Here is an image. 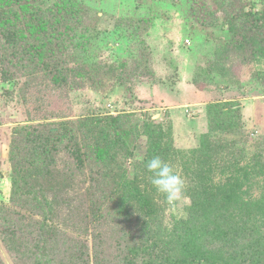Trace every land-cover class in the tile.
<instances>
[{
  "label": "rangeland",
  "instance_id": "374dc122",
  "mask_svg": "<svg viewBox=\"0 0 264 264\" xmlns=\"http://www.w3.org/2000/svg\"><path fill=\"white\" fill-rule=\"evenodd\" d=\"M74 2L67 6L65 4L64 8L60 0L36 1V5L42 7L56 3L57 14H65V9L75 13H72L73 18L66 16V20L56 27L52 26L53 20L47 22V35L53 40L55 34L59 35L66 47L63 49V59L60 54H54L57 61L69 60L67 66L59 63L61 66L58 68L62 70L60 76L54 72L45 73L41 67L37 68L30 62L27 68L20 65L11 68V72H18L16 83L2 81L3 73L0 72V264H34L37 257L29 260L27 256L20 257L17 253L18 243L23 239L24 244L35 242L40 245L38 238L47 239L50 234L49 224L43 225L49 217H53V222H59L60 233L57 237H63L58 243V253L67 243L65 235L70 236L68 243L73 244L75 239H80L91 248L92 217L87 215L90 220L84 221L81 215L76 214L72 216L74 223L70 225L72 221H68V209L52 203L53 191L50 194L44 192L39 185L44 177V183L51 185L54 181L67 178L65 183L68 188L59 197L68 196L76 205H79L80 198L87 200L90 195L95 196L104 185L101 175H98L101 173H96L93 164L76 170L75 162L67 149L63 148L76 131L80 134L76 122L83 116L104 121L103 127H107V131L103 136L106 140L113 139L114 147L127 146L130 158L120 156L113 166H126L130 179H149L151 174L144 175L148 171L139 169L138 162L151 148V142L165 145L171 139L174 148L192 152L187 153L190 159L188 164L191 160L196 163L199 158L206 159L209 155L206 167L217 169L211 173L210 180L208 172L204 171L202 177L208 176V180L198 183L197 192L203 193L201 190L204 188L212 189L210 202L214 206L218 205V199L238 200L236 203L242 199L247 202L248 195H242L243 191H247L249 197H255L263 190L257 188L255 182L260 181V186H264V177L255 173L245 180L243 177L239 179L238 172L236 179L228 184L225 177L229 175L227 172L221 175L219 164L221 156L225 155L227 163L234 161L228 156L231 152H243L246 158L242 164L248 163L250 166H258L252 159L255 153L260 152L264 156V56L245 60L243 54L236 52L234 33L224 21L236 15L238 19H234V25L240 20L245 24L249 19L245 18L244 13L262 12L264 0ZM207 12L212 13L213 19L208 15L203 17ZM259 22H264V16ZM17 25L24 26L20 23ZM252 32L264 40V31L254 29ZM224 48L231 53L222 59L220 54ZM214 51H217V55ZM56 60L49 66L53 70L57 67ZM80 60L86 65H78L77 68L81 72L88 70L87 74L78 75L69 69ZM215 62L218 67L215 65L216 69H213L210 64ZM109 71L114 76H105ZM23 72L25 74L21 75ZM27 73L32 76L28 77ZM123 76L125 78L122 79ZM63 81L67 82L61 83ZM36 105L42 107L39 112H35ZM64 121L73 130L63 132L57 150L49 152L47 156L41 152L40 157L36 156L48 173L40 180L32 170L22 171L19 181L21 189L13 190L11 172L22 158L12 155L14 145L22 146L23 135L32 132L36 125L39 127L36 132H48L45 129L60 127ZM51 138L53 142L55 138ZM24 146L26 149L22 156L29 161L31 158H27L26 153L32 149V143L26 141ZM51 160L55 164L49 167L47 164L52 163ZM132 162H135V168ZM183 162L186 163L185 158ZM180 165L183 163L178 161L174 168L186 182L190 174L182 171ZM71 170H74L72 174ZM93 177L98 186L91 189ZM231 182H238L240 188ZM29 186H33L34 190L27 189ZM90 191L93 194H89ZM123 196L127 197L125 194ZM149 196L155 199L159 192L155 189ZM190 203V198L186 196L171 203L165 200L164 221L169 229L175 226L172 215L179 218L185 216V209ZM124 208L128 210L127 206ZM111 218L108 216L99 226L106 232V240L98 244L107 264H124L123 247L128 246L130 241L127 235L129 226L130 229L135 228L132 231L135 237L138 228L134 223L130 225L128 216L126 223V217L122 214ZM141 238L137 237V242ZM165 248L168 249V246ZM161 259L157 258L155 264H162ZM137 261V264H143L141 260ZM40 263L42 261L35 262Z\"/></svg>",
  "mask_w": 264,
  "mask_h": 264
},
{
  "label": "trees",
  "instance_id": "16d2710c",
  "mask_svg": "<svg viewBox=\"0 0 264 264\" xmlns=\"http://www.w3.org/2000/svg\"><path fill=\"white\" fill-rule=\"evenodd\" d=\"M36 1L0 0V72L3 73L1 76L4 79L2 81L16 83L18 72H11V68L18 65L27 68L28 62L37 68L41 67L45 73L54 72L58 76L61 75L62 71L58 68V66H61L59 63H64L67 66L69 62V60L57 61L54 58L56 53L60 54L62 58L63 53H65L63 49L66 47H64V43L55 32V40L47 35V22L53 20L54 25L52 26L56 27L61 24L62 20H66V16L73 18L72 13L74 11L65 9V14H57L55 12L56 3L48 7H42L36 5ZM60 2L64 8L65 4L67 6L68 3H75L74 0H60ZM225 12L230 15L229 10ZM205 15L212 17L211 12L204 13L203 17H206ZM244 15L245 18L249 19L245 21L247 26H243L245 24L241 20L235 26L233 21L238 19L236 15H233L230 20L224 21H226V26L234 33L235 43L233 46H236V52L243 54L245 60H256L257 57L264 56V40L257 38L252 30L264 31V22H259L261 16H264V9L262 12L249 11ZM18 23L24 26H19ZM227 53H231L230 50L227 48L222 49L220 57L225 59ZM214 54L217 55V51H214ZM53 60L57 61L55 65L57 67L54 70L49 67ZM83 62L80 60L77 65L70 66L69 69L78 75L87 74L88 70L81 72L80 68L79 70L77 68L78 65H86ZM215 65L218 67L217 62L211 63L210 67L216 69ZM24 74L23 72L21 75ZM27 74L28 77L32 76L29 73ZM109 75L114 76L111 71L107 72L105 76ZM123 78L125 77L123 76ZM64 82L67 81L61 83ZM58 84H60V81H58ZM23 97L25 98L24 95ZM38 106H34V108H37L35 112L41 110V105L39 108ZM103 122L93 116H83L76 122L80 134L76 131L75 135L71 136L63 145V148L67 149L68 155L75 162L76 170H83L87 164L91 163L96 167V173H101L98 175H101L102 181L105 182L95 196L90 195L87 200L80 198L79 205L74 204L72 198H68V196L59 197V194L65 193V189L68 188L65 183L67 178L54 181L52 185L44 183L45 177L41 180L42 176L48 173V169L44 170L45 166L36 157L39 156L40 152L47 156L49 152L57 150L58 143L63 139V132L73 130V127H68V122H61L60 127L45 129L48 132H36V129L39 128L36 125L33 131L28 133L31 135L30 139H28V134L25 133L22 137V146L14 145L12 155L15 158L16 156L22 158L18 160L14 173L11 172L12 189H21L19 183L22 177L21 172H25L27 169L32 170L35 177L41 180L39 185L44 192L48 191L50 194L53 191L51 193L54 200L52 203H55L56 206L64 205L68 209V221H72V223L69 222L70 225L74 223L72 216L76 214L81 215L84 221L88 219L87 215H89L92 219H88V221L90 220L93 224L91 248L88 243L84 240L81 242L80 239H75L73 244H70L68 243L70 236L65 235L64 238H66L67 243H64L65 247L58 253L60 250L58 243H61L63 237H57V234L60 233L59 222H53V217H49L48 222H43L45 226L46 223L49 224V237L47 239L38 238L40 245L35 242L30 245L27 242L24 244L23 239H20L17 249L20 257L27 256L28 260L37 257L35 262L42 261L40 264H107L106 257L98 244L99 242L101 244L105 242L106 232L102 231L99 226L107 220L108 216L115 219L119 214H122L126 217L125 223L128 216L130 225L134 223L138 228V234L135 237L132 232L135 231V228L130 229L129 226L127 235L130 241L128 246L123 247L125 251L122 255L124 264H137V260H141L143 264H155L157 258H163L161 259L162 264H264V186H260V181L255 182L257 188L263 189L257 196L249 197L247 191L242 192V195H248L247 202L242 199L238 203H236L238 200L232 202L231 200L218 199L216 200L217 203L219 202L218 205L214 206L210 202V197L213 194L212 189L204 188L201 191L205 193L197 192L199 189L198 183L208 180V176L202 177L204 171L205 173L208 172L210 180L211 173L217 169L216 167H212V169L206 167L209 164L207 162L209 155L206 159L199 158L196 163H194L195 160H191L188 164L190 159L187 153L192 152L174 148L171 139L169 144L166 143L165 145H160L159 142H151V148L146 150L144 158L138 162L139 169L145 171L148 160L158 155L173 166L178 161L182 162L183 165H180L182 171H186L188 175L190 174L185 182L183 196L189 197L191 203L185 209V216L179 218V216L172 215L175 226L169 229L164 221V195L159 193L157 198H151L149 195L155 189L150 184L149 179L140 177L130 179L127 177L128 170L126 166L124 167L123 164L113 166L115 162L119 161L120 156L130 158V152L126 148L127 146L123 148L114 147L113 139L106 140L103 135L107 131V127H103ZM42 126L44 127V125ZM113 135H116V133ZM51 136L55 138L53 142ZM23 141L24 144L26 141L32 143V149L26 153L27 158H31L29 161L22 156L23 150L26 149ZM175 155H178V157H175ZM193 155H195L194 151ZM243 155L241 151L235 154L234 152L228 153V156L234 159L230 163H227L226 155L221 156L222 161L219 164L222 169L221 175L227 172L229 177H225V179L228 184L231 180L236 179L235 175L238 172H240L239 179L243 177L247 180V177H251L253 173L264 177V156L260 152L255 153L252 159L258 166L253 164L250 166L248 163L242 164V161L246 158ZM184 158L186 163L183 162ZM51 161L52 163H48L47 166L50 167L55 164L53 160ZM132 166L136 167L135 162H132ZM73 171L71 170L70 173L72 174ZM145 173L149 172H144V175ZM92 180L91 189H94L98 185L94 182L96 178L93 177ZM231 183L237 188L241 186V184H237L238 182ZM30 188L34 190L33 186H29L27 189ZM89 194L93 193L90 191ZM124 194L127 197H124ZM124 206H127L128 210H125ZM134 206L138 209L129 208ZM115 221L117 224V220ZM86 227L88 231V226L86 225ZM163 232L165 233L162 234ZM159 236H162V238ZM137 237H142L139 242H137ZM166 246H168V249L165 248Z\"/></svg>",
  "mask_w": 264,
  "mask_h": 264
},
{
  "label": "clouds",
  "instance_id": "9594fccd",
  "mask_svg": "<svg viewBox=\"0 0 264 264\" xmlns=\"http://www.w3.org/2000/svg\"><path fill=\"white\" fill-rule=\"evenodd\" d=\"M146 170L151 173L150 184L157 192L164 195L167 202L171 203L182 198L185 180L171 163L158 155L153 156L148 160Z\"/></svg>",
  "mask_w": 264,
  "mask_h": 264
},
{
  "label": "built area",
  "instance_id": "2783aa9c",
  "mask_svg": "<svg viewBox=\"0 0 264 264\" xmlns=\"http://www.w3.org/2000/svg\"><path fill=\"white\" fill-rule=\"evenodd\" d=\"M187 41V40H186Z\"/></svg>",
  "mask_w": 264,
  "mask_h": 264
}]
</instances>
